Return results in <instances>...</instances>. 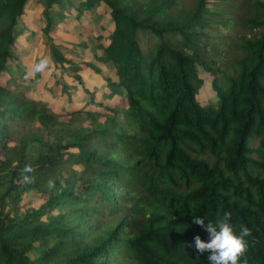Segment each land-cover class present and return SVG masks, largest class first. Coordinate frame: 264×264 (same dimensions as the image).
Instances as JSON below:
<instances>
[{"label":"trees","instance_id":"16d2710c","mask_svg":"<svg viewBox=\"0 0 264 264\" xmlns=\"http://www.w3.org/2000/svg\"><path fill=\"white\" fill-rule=\"evenodd\" d=\"M31 1L0 0V76L13 72ZM35 1L51 61L80 84L83 67L100 68L67 59L52 30L71 11L109 10L113 30L95 62L111 71L104 82L126 107L122 119L100 123L79 111L64 123L0 86V264H210L194 243L209 234L193 218L206 225L225 212L237 233L251 230L247 264H264V3L238 0L243 15L225 19L208 0L188 8L184 0ZM229 25L257 33L237 36L229 52L218 36ZM140 37L154 40L146 52ZM199 68L214 77L209 105L198 100ZM27 123L35 130L14 144ZM25 164L35 168L33 183L23 180ZM31 192L43 203L21 212Z\"/></svg>","mask_w":264,"mask_h":264},{"label":"rangeland","instance_id":"374dc122","mask_svg":"<svg viewBox=\"0 0 264 264\" xmlns=\"http://www.w3.org/2000/svg\"><path fill=\"white\" fill-rule=\"evenodd\" d=\"M259 1L264 3V0ZM208 3L209 8L222 11L225 19H231L233 14L236 17L244 13L243 10L237 11L238 0L234 2L208 0ZM182 4L188 8L192 2L184 0ZM228 4L235 6L232 12ZM25 12L26 15L18 26L19 37L13 51V72L0 76V86L7 87L18 94L24 92L28 99L41 102L47 113L57 115L60 122H68L72 114L79 111L96 113L100 123H104L109 116L122 119V112L118 111L126 107L125 100L119 96L113 99L106 98L104 79L112 78L113 74L95 62V58L100 57L103 54V48L109 44L108 35L113 30L109 10L101 5L94 13H85L80 18H76L75 13L71 11L65 21L59 23L51 33L50 37L55 38L57 43L65 47L62 53L67 59L82 64L91 63L100 68V74H97L91 68L83 67L79 72L82 84L76 82L69 72L51 61L46 41L41 35L45 23L41 17L40 3L35 0L31 1L26 6ZM219 28L218 36L227 38L230 44L229 52H232L237 44V36H251L257 33V31L247 32V30L232 25L228 28H222V26ZM139 42L144 52L154 44L153 39L147 43L145 37H140ZM42 59L48 61L46 70L32 75L33 66ZM198 73L199 78L204 82L199 91L198 100L201 105L212 104L216 100L211 85L214 77L205 73L202 68L198 69ZM116 108H119L116 111L117 115L110 113V111L115 112ZM83 123L89 125L87 122ZM34 128V123H27L15 129L14 144H18L29 131L35 130ZM35 146L36 143L32 142L28 147L31 155L36 153ZM75 168L79 170L78 167ZM42 203L43 199L40 194L27 193L22 197L19 209L25 212L36 209ZM5 210L7 212L9 209Z\"/></svg>","mask_w":264,"mask_h":264},{"label":"clouds","instance_id":"9594fccd","mask_svg":"<svg viewBox=\"0 0 264 264\" xmlns=\"http://www.w3.org/2000/svg\"><path fill=\"white\" fill-rule=\"evenodd\" d=\"M48 66L47 59H42L36 63L31 71L32 75L42 73ZM35 168L31 164H25L21 169V174L25 183H33ZM56 182L53 179L47 181L49 190L54 189ZM231 213L225 212L221 219L216 222L209 221L206 225L204 219L193 218V223L201 226L209 234L207 242L201 240L199 236L194 237L195 248L198 252L208 251L210 264H240L244 258L247 264L246 254L248 252V240L246 237L251 235V230L241 225L239 233L236 232L230 223Z\"/></svg>","mask_w":264,"mask_h":264},{"label":"crops","instance_id":"0c3cea01","mask_svg":"<svg viewBox=\"0 0 264 264\" xmlns=\"http://www.w3.org/2000/svg\"><path fill=\"white\" fill-rule=\"evenodd\" d=\"M55 28H56V27H55ZM55 28H54V29H55ZM54 29H53V30H54ZM53 30H52V32H53ZM54 39H55V38H54ZM15 46H16V45H15ZM105 86H106V85H105ZM107 89H108V88H107V86H106V87H105V91H106L105 93H106V98H107V99H108V98H109V99H113L115 96H119V97H121V99H124V98H123L122 96H120V95L111 96V95H110V90H109V89L107 90Z\"/></svg>","mask_w":264,"mask_h":264}]
</instances>
